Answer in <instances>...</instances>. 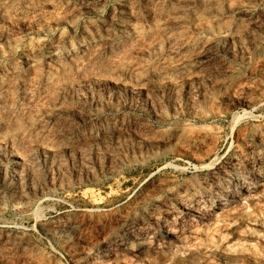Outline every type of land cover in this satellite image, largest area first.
Returning <instances> with one entry per match:
<instances>
[{
    "label": "rangeland",
    "instance_id": "rangeland-1",
    "mask_svg": "<svg viewBox=\"0 0 264 264\" xmlns=\"http://www.w3.org/2000/svg\"><path fill=\"white\" fill-rule=\"evenodd\" d=\"M0 264H264V0H0Z\"/></svg>",
    "mask_w": 264,
    "mask_h": 264
}]
</instances>
